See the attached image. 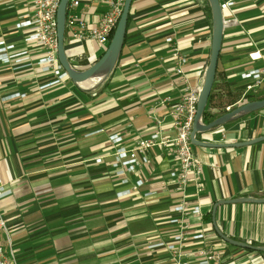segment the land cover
<instances>
[{
  "label": "crops",
  "instance_id": "obj_1",
  "mask_svg": "<svg viewBox=\"0 0 264 264\" xmlns=\"http://www.w3.org/2000/svg\"><path fill=\"white\" fill-rule=\"evenodd\" d=\"M80 1L82 17L93 25L104 5ZM225 2L231 5L222 10L213 92L226 99L229 89L236 101L210 107L211 114L246 102L250 80L241 73L264 66V0H219ZM23 10L0 5V41L15 50L25 49L22 32L14 29ZM211 32L204 0H132L119 57L101 83L77 84L66 76L42 88L55 76L36 66L41 48L29 47L30 59L17 66L0 62V180L9 190L0 212L18 264H175L166 248H149L180 231L170 221L179 217L172 208L180 201L169 178L177 167L171 148L147 150V162L125 172V183L112 162L117 148L132 149L156 130L173 136L170 107L160 102L166 96L175 102L184 90L165 39L185 55L189 86L200 87ZM105 49L64 32L66 59L76 71ZM255 52L262 58L251 59ZM114 134L121 137L117 144L109 138ZM194 139L201 190L189 183L186 202L200 214L183 221L185 232L203 237L182 242V259L192 261L199 249L209 248L220 253V264H264V109L197 132ZM138 179L141 186L119 195Z\"/></svg>",
  "mask_w": 264,
  "mask_h": 264
},
{
  "label": "built area",
  "instance_id": "obj_2",
  "mask_svg": "<svg viewBox=\"0 0 264 264\" xmlns=\"http://www.w3.org/2000/svg\"><path fill=\"white\" fill-rule=\"evenodd\" d=\"M91 2L101 3L105 9L93 25L82 17L80 13L83 7L80 0H68L65 16V35L76 41H92L100 45L107 46L109 36L114 30L122 12L124 0H90ZM60 0H0V5L8 9H13L17 5L24 7V10L17 15V21L14 29L22 32V42L25 49L15 50L13 44H6L0 41V62L17 66L25 60H29L28 48H41L42 53L36 59V66L41 73L50 72L55 79L42 86L54 85L66 78V73L62 70L57 61V37H56V12ZM231 2L220 4L223 10ZM85 6V5H84ZM171 46L172 58L175 63L174 72L177 75L178 82L183 85V94L172 102L171 97L166 96L161 100V105H169L171 117V130L173 136L166 138L156 130L147 138L139 139L132 149H125L122 146L117 148L112 162L116 175L120 176L122 182H127L125 172H133L137 165L146 163L145 152L152 147H170L177 167L169 172V178L176 185L178 192L177 202L172 208V212L179 217H174L170 221L180 225V231L175 234L172 241L168 243L158 242L149 248H166L172 253L175 264H220V253L209 248L199 249L192 261L182 259L181 244L183 241L192 238L200 239L201 233L185 232L188 225L184 223L185 215H198L200 209L198 206L189 207L186 202V188L189 183L195 182L196 192L201 190V185L197 180L202 172L201 163L196 159L191 143V131L197 111L198 96L200 87H190L184 76L183 66L186 63V57L183 55L178 44L172 41V38L165 39ZM256 54V56H254ZM249 57L253 60L261 59L259 53H250ZM240 77L244 80H250L246 84L244 91H251L257 87L264 78V66L258 69H252L241 73ZM114 144L121 141V137L111 135L109 137ZM100 158L96 162H100ZM143 181L138 179L131 190H124L119 195L130 194L132 190L141 186ZM9 193L0 180V200ZM151 194V193H150ZM0 231L5 235V245L0 244V264H18L12 242L9 237V231L5 219L0 212Z\"/></svg>",
  "mask_w": 264,
  "mask_h": 264
},
{
  "label": "water",
  "instance_id": "obj_3",
  "mask_svg": "<svg viewBox=\"0 0 264 264\" xmlns=\"http://www.w3.org/2000/svg\"><path fill=\"white\" fill-rule=\"evenodd\" d=\"M211 10V44L210 55L208 65L204 73V79L201 85V89L198 96L197 111L195 114L192 131L191 141L195 142L194 135L197 132H205L215 128L216 126L223 125L224 123L231 121L239 116L247 113L255 112L264 108V99L256 100L252 102H246L240 104L228 111L216 119L204 124L202 122V114L207 104L209 94L215 79L216 65L220 52L223 29L225 20L223 18V12L219 3V0H207ZM132 0H124L122 12L115 27L114 33L102 55L88 68L82 71L74 70L68 63L64 52V32H65V16L68 0H60L57 12H56V37H57V58L66 72L68 78L74 83H83L97 76L101 71L106 69L109 65V69L115 65L123 44L127 17ZM106 73V74H107ZM106 76V75H105ZM104 76V77H105ZM220 236L226 241H230L226 237L220 234ZM232 242V241H230Z\"/></svg>",
  "mask_w": 264,
  "mask_h": 264
},
{
  "label": "trees",
  "instance_id": "obj_4",
  "mask_svg": "<svg viewBox=\"0 0 264 264\" xmlns=\"http://www.w3.org/2000/svg\"><path fill=\"white\" fill-rule=\"evenodd\" d=\"M205 3V10H206V14H207V18L210 21L211 20V10H210V6L207 0H204ZM115 30V28H114ZM114 30L112 31V33L109 36V41L114 33ZM107 47V46H106ZM216 84L213 82L212 88H211V92L209 94L208 100H207V104L205 106V109L203 111L202 114V119L208 123L214 119H216L217 117L223 115L224 113H217V114H211L209 108L212 106H216L219 107L221 104L223 105V102H229V104H232L236 101V96H231L229 93V89H227L226 92V99H222L219 95H216L213 90L215 89ZM244 98L246 99V102H252V101H256V100H261L264 99V82L263 84L257 88L255 91H247L244 94ZM244 102V103H246ZM243 104V103H242ZM264 109V108H263ZM249 114V113H247Z\"/></svg>",
  "mask_w": 264,
  "mask_h": 264
},
{
  "label": "bare ground",
  "instance_id": "obj_5",
  "mask_svg": "<svg viewBox=\"0 0 264 264\" xmlns=\"http://www.w3.org/2000/svg\"><path fill=\"white\" fill-rule=\"evenodd\" d=\"M109 65L106 67V69H104L103 71H101L97 76H95L94 78H92L90 80H87L85 82V84L86 85H92L93 86V85L99 83L104 78V76L106 75V73H107V71L109 69Z\"/></svg>",
  "mask_w": 264,
  "mask_h": 264
},
{
  "label": "rangeland",
  "instance_id": "obj_6",
  "mask_svg": "<svg viewBox=\"0 0 264 264\" xmlns=\"http://www.w3.org/2000/svg\"><path fill=\"white\" fill-rule=\"evenodd\" d=\"M114 67V66H113ZM112 69H110V71H111ZM110 71L106 74V76L100 81V83L105 79V78H107V76L109 75V73H110Z\"/></svg>",
  "mask_w": 264,
  "mask_h": 264
}]
</instances>
